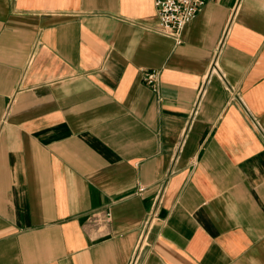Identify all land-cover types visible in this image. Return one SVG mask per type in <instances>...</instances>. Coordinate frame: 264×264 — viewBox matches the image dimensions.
Here are the masks:
<instances>
[{"label": "crops", "instance_id": "obj_1", "mask_svg": "<svg viewBox=\"0 0 264 264\" xmlns=\"http://www.w3.org/2000/svg\"><path fill=\"white\" fill-rule=\"evenodd\" d=\"M0 264H264V0H0Z\"/></svg>", "mask_w": 264, "mask_h": 264}, {"label": "built area", "instance_id": "obj_2", "mask_svg": "<svg viewBox=\"0 0 264 264\" xmlns=\"http://www.w3.org/2000/svg\"><path fill=\"white\" fill-rule=\"evenodd\" d=\"M209 0H154L159 16V30L172 36L177 43L182 41V33L188 21L192 20ZM217 58L211 63V71L217 69ZM143 76L146 83L161 99L160 70L157 68L144 69ZM111 222L109 208L94 210L90 216V225L97 232H104ZM150 225L147 220L144 228Z\"/></svg>", "mask_w": 264, "mask_h": 264}]
</instances>
